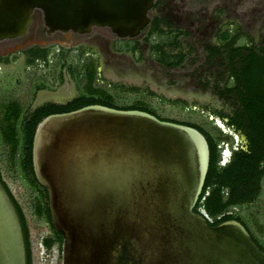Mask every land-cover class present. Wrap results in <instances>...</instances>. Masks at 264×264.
Instances as JSON below:
<instances>
[{
  "label": "water",
  "instance_id": "obj_1",
  "mask_svg": "<svg viewBox=\"0 0 264 264\" xmlns=\"http://www.w3.org/2000/svg\"><path fill=\"white\" fill-rule=\"evenodd\" d=\"M150 2L0 0V40L24 35L34 11L47 33L106 26L131 38ZM208 157L196 128L144 110L92 103L45 115L30 164L62 237L61 264H264L238 221L208 225L193 210ZM0 264H27L23 226L1 180Z\"/></svg>",
  "mask_w": 264,
  "mask_h": 264
},
{
  "label": "flooded vegetation",
  "instance_id": "obj_2",
  "mask_svg": "<svg viewBox=\"0 0 264 264\" xmlns=\"http://www.w3.org/2000/svg\"><path fill=\"white\" fill-rule=\"evenodd\" d=\"M207 4V0H151L146 10L147 23L131 38H118L106 26L93 27L88 33H47L41 13L34 11L24 35L0 40V66L6 67L12 55H17L16 60L20 58L26 65V60L41 52L44 56L41 59H38L40 56L35 57V61L45 59L48 62V54L52 58L60 56L63 60V56L74 51L87 55L89 58L84 56L87 59H92L94 54H101L106 59H123L127 53L141 56L144 45L147 47V60L164 71L176 68L185 61V96L201 100L202 105L199 109L200 121L183 122L196 128L205 138L208 162L211 158L216 168L212 185L217 184L221 198L233 195L238 200L229 205L221 203L220 214L215 217L210 216L202 206L196 212L204 217L208 225H215L214 220L221 215H233L231 219L238 221L255 245L264 251V121L253 125L258 113L255 110L261 109L259 114H264V23L256 34L241 30L239 22L232 17L209 29ZM217 14L218 10L214 16L216 22ZM179 37L184 38L185 52L168 48L176 46ZM157 38H162L161 42ZM151 44L155 46L153 53L150 52ZM22 45L26 46L18 49ZM67 76L73 84L68 71ZM55 78L49 83L40 79L25 85L22 94L28 101L23 107L17 105L19 112L14 130H20L19 121L26 110L32 111L48 103L64 105L81 94L73 87L67 98L39 97L42 92L56 94L65 86L62 74ZM184 101L186 108L190 106V102ZM191 106L194 107V104ZM0 180L19 214L26 240L27 264H32L26 223L14 198ZM22 183L35 194V207L39 205L40 208V213L36 214L45 227L39 239L43 256H50L51 250H54L57 260L62 242L49 247L42 242L44 237L56 236L45 220L41 190L27 186L24 181ZM242 214L245 216L242 217Z\"/></svg>",
  "mask_w": 264,
  "mask_h": 264
},
{
  "label": "rangeland",
  "instance_id": "obj_3",
  "mask_svg": "<svg viewBox=\"0 0 264 264\" xmlns=\"http://www.w3.org/2000/svg\"><path fill=\"white\" fill-rule=\"evenodd\" d=\"M207 2L206 9L210 18L209 29H213L215 24L226 22L232 17L239 22L241 30H248L253 34L261 30L264 23V0H207ZM216 10H218L217 22L214 19ZM161 39L157 38L159 42ZM184 46V38L179 37L176 46H168V48L173 51L183 50L185 52ZM56 50L57 48L54 49L55 52ZM154 51L155 46L151 44L150 52ZM78 52H70L67 56H63V60L60 56L52 58L48 54L46 64L39 60L35 61L32 66L23 64L20 58L16 60L17 55L10 56L8 65L4 68L0 66V95H2L0 97V118L3 106L9 102H15L21 107L25 106L28 101L22 94L25 85L29 86L30 83L40 79L49 83L52 78L62 74L65 86L56 94L48 95L42 92L39 97L67 98V95L73 92V87L77 88L78 93L81 94L89 92L93 88L98 90L99 95L110 98L114 106L118 108L128 107L132 103H141L161 117L180 121H200L201 112L199 109H201L202 101L188 98L184 93L185 61L178 67L166 71L157 66L154 67L155 65L146 58V45L143 47L141 56L127 53L123 55V59H113V57L106 59L101 54H94L91 56L92 59H87L85 58L87 55ZM67 71L71 73L73 84L67 80ZM184 100L191 103L187 108ZM193 104L194 107L191 106ZM1 131L0 121V178L20 208L26 223L32 264H54V262L61 264V253L59 256L57 255V260H55L54 250H51L50 256H43L39 239L45 231V227L37 219L35 194L22 183L18 153L16 155L19 146L17 145L15 149L10 148L3 141ZM17 131L19 130L17 129ZM18 139L20 141L19 135ZM241 216L243 217L245 214Z\"/></svg>",
  "mask_w": 264,
  "mask_h": 264
},
{
  "label": "trees",
  "instance_id": "obj_4",
  "mask_svg": "<svg viewBox=\"0 0 264 264\" xmlns=\"http://www.w3.org/2000/svg\"><path fill=\"white\" fill-rule=\"evenodd\" d=\"M40 56V58L38 57ZM44 56V52H41L39 55H33L30 59L26 60V64L33 65L35 62V57H38V59H41ZM180 59V58H179ZM45 60V59H44ZM44 60H41L44 64L46 62ZM178 62V61H177ZM176 62V63H177ZM71 74V73H70ZM98 90H94L93 88L90 89L89 92H84L74 98L73 100L69 101L68 103L64 105L54 104V103H48L44 105L38 106L36 109L29 111L26 110L24 117H22L19 121V131L14 130V122L15 118L18 115V106L15 102H9L3 106V111L1 114V127H2V139L9 145L10 148H16V146H19L18 152H16V155L18 153V162H19V170L20 174L22 176V181L24 183H27V186H30L32 188H39L41 190V197L44 200V208H45V220L48 222L49 227L53 230L56 237H44L42 238V242L45 247H49L51 244L62 242L61 235L52 227L49 216H48V210H47V202H46V193L42 186H40L31 170V164H30V145H31V138L33 134V130L36 126V124L47 114L54 113V112H63V111H69L71 109L78 108L80 106L86 105V104H92V103H98L110 107H116L114 106L113 102L108 98L107 96H102L97 93ZM118 108V107H116ZM128 109H139L147 111L157 117V115L151 111L149 108H147L144 104L141 103H132L128 107H125ZM258 112L255 115L253 125H259L262 124L264 121V114H259L261 109L255 110ZM159 118V117H158ZM182 124H186L183 121H174ZM187 125V124H186ZM191 126V125H190ZM18 135L20 136V141L18 139ZM215 165L214 162L209 160L207 172L204 178L203 186L201 189V192L198 196V199L194 205L193 210L197 211L198 207H203L205 211L210 216H217L220 213V209L222 208L221 203L225 205H229L231 203H234L238 201L236 198H234L233 195H227L223 199L221 198V195L219 193V189L217 187V184L212 185V177L215 173ZM206 191L208 193H206ZM36 212L40 213L39 205L36 207ZM234 218L231 214H224L218 217L214 220V223H218L225 219H231ZM23 222V221H22ZM213 223V224H214ZM25 229V228H24Z\"/></svg>",
  "mask_w": 264,
  "mask_h": 264
}]
</instances>
